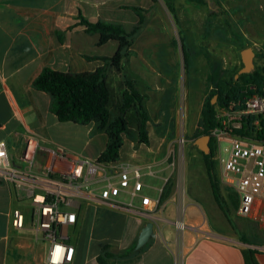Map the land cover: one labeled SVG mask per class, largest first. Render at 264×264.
<instances>
[{"label": "crops", "instance_id": "0c3cea01", "mask_svg": "<svg viewBox=\"0 0 264 264\" xmlns=\"http://www.w3.org/2000/svg\"><path fill=\"white\" fill-rule=\"evenodd\" d=\"M163 2L183 33L192 30L202 37V31H213L215 27L222 35L234 37L243 47L260 44L264 0ZM134 7L144 10L143 27L135 36L136 43L146 33L151 13L156 9L163 11L158 0H0V140L10 152L19 153L24 137L33 133L46 149H64L97 159L107 143L104 130L98 129L93 121L85 124L59 121L51 110V96L33 87L32 81L45 66L79 72L101 65V61L98 64L96 59L87 60L80 54L82 43L73 41L72 37L80 35L85 27L71 22L80 15L93 22L104 16L130 30L139 20ZM153 41L148 40L147 45ZM247 41L250 43L246 45ZM155 60L159 61L157 57ZM152 61L142 56L143 71L135 78V87L145 103L149 95H157L166 84L165 74L147 65ZM149 124L148 119L147 128ZM124 143L123 138L118 164L138 165L143 175L155 179L157 184L145 183L141 193L159 198V206L155 211H144L139 208L138 200L127 206L121 203L127 199L125 195L114 201H81L75 224L62 229L75 247L69 264H245L243 251L248 248L254 250L257 263L264 264V213L254 222L238 223L237 232L235 223L217 204L208 175L209 190L198 186L185 190L178 185L180 178L173 161L165 163L164 156L157 157L158 152L154 154L157 160L142 159L143 149L137 151ZM41 153L43 157L44 152ZM151 167L154 169L150 170ZM172 178L174 185L168 187L166 182ZM2 183L7 191L0 205L6 209L4 213L0 211V264H47V244L31 228L30 217L26 214L22 228L11 224L13 209L27 211L18 202L29 201L28 187L15 181ZM147 187L153 190L151 194L146 192ZM220 192L225 198L221 187ZM183 208L186 219L181 218ZM150 220L154 224L148 241L125 253L135 246L141 228ZM179 222L183 227L177 225Z\"/></svg>", "mask_w": 264, "mask_h": 264}, {"label": "rangeland", "instance_id": "374dc122", "mask_svg": "<svg viewBox=\"0 0 264 264\" xmlns=\"http://www.w3.org/2000/svg\"><path fill=\"white\" fill-rule=\"evenodd\" d=\"M158 1L163 11L159 12L156 9L154 14L152 12L151 16H153H150V21L146 23V33L136 43V37H134L131 47L123 58L121 71L116 70L112 65L107 67V80L113 94V101L110 106L111 114H117L115 102L121 98L124 81L129 79L135 85V82L137 83L135 78L141 76L140 74L143 71L141 69V57L153 59L147 65L162 71L166 76V84L158 90L157 95H149L150 99L147 97V103L144 101V105L148 109L150 122L148 128L146 127L147 142H143L139 138L135 115L133 110H128L126 112L128 129L122 135L125 139L124 145L131 146L132 149L137 151L139 148L143 149L141 152L142 156H140L142 159L157 160L159 158H154V154L158 152L157 157L164 156L165 163L173 161L175 171L180 178L178 185L184 187L185 190H190L194 186L209 190L202 154L192 146L190 141L198 137L197 128L204 101L212 95L213 90L218 89L220 82L223 80L230 81L232 76L242 67L240 51L245 47L229 34L227 36L222 35L215 27L213 31H202V37H199L192 30H186L184 34L179 29L178 20L168 10L163 0ZM80 18L81 15L78 16V20L71 22V25H78ZM98 20L111 22L105 19L104 16ZM165 25L171 28L170 31L169 29H166L168 32L165 30ZM73 37V41L82 43L80 44L82 48H79V52L87 60L94 59L92 56L99 55L110 57L117 49V43L113 40L98 45V34L89 33L85 29L80 31V35L75 34ZM169 38L172 39L169 41ZM151 39L154 40L153 44L147 45V41ZM259 41V45L256 44L252 47L255 51L253 58L254 68L264 67V32H262ZM248 43L250 42L247 41L246 45ZM156 57L159 61L155 60ZM96 60V63H101L100 60ZM75 67L76 69L78 68L77 66ZM238 85L239 82L236 83V86ZM138 86L142 87L140 81ZM218 107L217 105V111ZM249 133L252 132L249 131ZM224 145L225 142L222 141L221 146ZM13 150L16 151L18 149L13 148ZM146 151L147 153H145ZM213 153L212 159L214 160L220 187L224 190L228 216L235 223V229L238 232V223H249L255 220L236 214L237 196L232 189L220 182L221 162L218 158L219 149L215 138ZM42 158L41 151H37L35 167L40 166ZM116 162L118 163L119 161L116 160ZM151 169L154 168L151 167ZM141 180L144 187L145 183L148 185L157 184L150 175L142 174ZM168 182V187L174 185V178ZM6 191L5 185L3 183L0 184V205L3 193ZM152 191L148 187L146 188V192L151 194ZM179 193L183 197V189L180 188ZM118 198L122 199L123 195L118 196ZM18 203V206L23 207L25 211L31 205L28 200ZM0 211L4 213L6 209L0 207ZM183 213L185 216H183ZM27 216L29 217V213H27ZM181 218L186 219L184 208L181 211ZM245 238L249 239L251 237L245 236Z\"/></svg>", "mask_w": 264, "mask_h": 264}, {"label": "built area", "instance_id": "2783aa9c", "mask_svg": "<svg viewBox=\"0 0 264 264\" xmlns=\"http://www.w3.org/2000/svg\"><path fill=\"white\" fill-rule=\"evenodd\" d=\"M249 116L254 117L249 126L256 129L259 118L264 117V95L255 92L219 106L212 134L218 143L220 182L236 194V214L257 219L264 213V137L252 129L243 135L234 132ZM37 151L44 152L39 167L34 166ZM141 170L138 165L103 163L64 149H46L33 133L24 137L17 154L0 140V180L27 186L31 204L26 212L13 209L11 224L22 228L29 213L31 228L47 244V264L73 260L75 247L62 229L75 224L83 200L114 201L125 195L127 199L121 203L133 206L138 200L142 210L155 211L159 198L141 193Z\"/></svg>", "mask_w": 264, "mask_h": 264}, {"label": "trees", "instance_id": "16d2710c", "mask_svg": "<svg viewBox=\"0 0 264 264\" xmlns=\"http://www.w3.org/2000/svg\"><path fill=\"white\" fill-rule=\"evenodd\" d=\"M169 8L172 9L170 6ZM134 9L138 13L139 20L130 30H126L121 24L101 20L92 22L81 16L79 23L85 27V30L89 33L98 34V45L105 44L109 40H115L118 43V47L112 56H92L94 59L100 60L101 65L93 70L79 72L61 71L45 66L32 81L33 87L51 96V110L59 121H72L80 124L93 121L98 129L104 130L107 143L97 157V161L103 163L114 162L119 156V150L123 143L122 135L128 129L126 117L128 110H133L135 115L139 138L141 141L147 142L146 123L149 115L144 105V96L136 89L131 80H125L121 98L115 102L117 114L112 115L110 106L113 101V94L107 80V67L112 65L116 70L121 71L122 59L131 47L134 37L143 27L144 10L138 7H134ZM233 35L237 36L236 33ZM237 82H239L238 86H236ZM218 86V89L213 90L212 95L204 101L197 128V136L209 135V146L213 152L214 136L212 130L217 125L216 106H228L232 100L240 99L244 95L255 92L264 95V67L254 68L248 73H240L237 78L233 75L230 81L223 80ZM213 95L217 97L216 101L211 103ZM253 118V116L245 118L242 126L234 129V132L243 135L252 129L264 137V117L259 118L260 121L257 126L259 129L249 126ZM200 153L203 154L202 151ZM203 157L213 196L219 207L228 216V206L220 192L214 160L208 161L204 154ZM133 250L134 245L125 253H130ZM243 256L245 264H258L254 257V250L251 248L245 249Z\"/></svg>", "mask_w": 264, "mask_h": 264}, {"label": "water", "instance_id": "95a60500", "mask_svg": "<svg viewBox=\"0 0 264 264\" xmlns=\"http://www.w3.org/2000/svg\"><path fill=\"white\" fill-rule=\"evenodd\" d=\"M240 54H241L242 67L235 74V78H237V76L240 73H248L254 69L253 58L255 53L252 47L247 46L243 48L240 51ZM216 97H217L216 95H213V97L211 98V103H214L216 101ZM209 138H210L209 135H200L194 139L193 143L197 145L200 151H202L203 153H207L209 151V145H208ZM153 224H154L153 221L150 220L141 228L137 241L134 246L135 249L142 247L148 241L153 230Z\"/></svg>", "mask_w": 264, "mask_h": 264}, {"label": "flooded vegetation", "instance_id": "af4514ba", "mask_svg": "<svg viewBox=\"0 0 264 264\" xmlns=\"http://www.w3.org/2000/svg\"><path fill=\"white\" fill-rule=\"evenodd\" d=\"M188 140H189V139H188ZM193 141H194V140H193ZM193 141H190V142H192V146H195V148H196L197 150H199L198 147H197V145H195V144L193 143ZM187 142H189V141H187ZM208 145H209V142H208ZM212 153H213V151L210 149V146H209V151H208L207 153H203V154L207 156V160H208V161H211V160H212ZM203 154H202V158H204V157H203Z\"/></svg>", "mask_w": 264, "mask_h": 264}]
</instances>
